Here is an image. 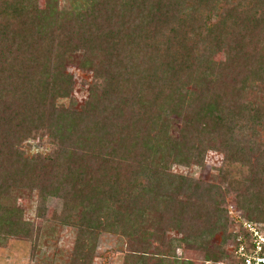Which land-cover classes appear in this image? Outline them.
Returning a JSON list of instances; mask_svg holds the SVG:
<instances>
[{
    "label": "trees",
    "instance_id": "16d2710c",
    "mask_svg": "<svg viewBox=\"0 0 264 264\" xmlns=\"http://www.w3.org/2000/svg\"><path fill=\"white\" fill-rule=\"evenodd\" d=\"M57 7L56 0L41 9L37 0H0V242L35 238L17 201L36 190L64 200L54 226L78 228L72 264H88L93 246L84 239L95 241L103 229L152 237L159 243L152 257L174 254L168 231L182 240L208 234L200 226L212 202L200 181L174 169L202 163L210 148L252 165L264 123V0ZM74 64L92 72L80 108ZM172 117L181 123L175 133ZM44 137L49 154H24V142ZM248 203L244 219L264 222V207ZM219 218L208 225L212 233ZM221 228L227 243V220ZM203 240L196 246L208 249ZM229 245L230 258L208 249L213 264H236L235 240ZM135 258L148 259L145 251Z\"/></svg>",
    "mask_w": 264,
    "mask_h": 264
},
{
    "label": "rangeland",
    "instance_id": "374dc122",
    "mask_svg": "<svg viewBox=\"0 0 264 264\" xmlns=\"http://www.w3.org/2000/svg\"><path fill=\"white\" fill-rule=\"evenodd\" d=\"M56 1L60 12L64 9L80 12L90 2V0ZM47 3L48 0H37L39 9L45 8ZM222 58H224V52L216 56V59ZM69 72L73 74L75 81L72 98L77 100L78 108H80L79 106L83 105L88 98L92 72L82 71L76 64L69 66ZM255 83L256 86L262 85L259 81ZM62 102L68 106L70 99ZM173 120L175 129L169 126L170 133H175L176 128L181 126L180 119L172 117ZM258 127L257 134L259 135H256L255 149L251 151L252 165L227 161L223 152L210 148L206 151L202 163L195 161L187 168L181 166L174 169L192 178L194 182L200 181L202 189L205 187L209 191L212 202L205 204L210 214L205 221L203 220V228L200 226L202 232L208 229V234L205 232L204 235H195L193 239L182 240L183 233L170 230L167 238L173 240L174 254L152 257L154 247L159 246V243L152 237L144 236L142 240L140 237L138 239L131 237L127 231L121 233L120 230L103 229L95 234L97 236L95 241L92 238L84 239L88 246H93L89 252L88 264H140L141 259L135 258V254H143V251L148 258L142 260L144 264H155L158 259H161L159 264H185L187 262L213 264L214 261L208 258V249L216 256L224 253L227 256L231 252L228 247L230 240L234 239L236 244V234L240 230L237 216L244 218L241 213L243 203L253 202L254 206L264 207V123ZM48 139L44 137L40 140L32 139L24 142L22 145L24 154L26 156L49 154L52 145ZM249 188H251L249 191L251 193H247ZM63 204L64 200L57 195L49 194L42 198L36 190L30 197L20 198L17 206L19 205L24 210L23 219L30 225V232L34 233L35 238L29 239L25 234L8 235L0 242V264H72L73 259L76 258L75 245L78 228L74 227L73 223L65 221H58L56 226L53 225L57 219L56 216L62 211ZM41 208L43 212H40ZM205 215L208 214L205 213ZM216 215L220 218L213 224H217L218 228L215 233H212L208 225L216 218ZM226 220L229 224L227 231L229 241L224 243L222 239L225 233L221 227ZM143 227L149 231L148 222ZM202 238H204L203 242H208V244L204 243L208 245V249L196 246L195 242H199ZM146 242L149 244H145ZM228 256L230 258V254ZM220 264L227 263L222 261Z\"/></svg>",
    "mask_w": 264,
    "mask_h": 264
},
{
    "label": "built area",
    "instance_id": "2783aa9c",
    "mask_svg": "<svg viewBox=\"0 0 264 264\" xmlns=\"http://www.w3.org/2000/svg\"><path fill=\"white\" fill-rule=\"evenodd\" d=\"M240 225L236 236V264H264V222L237 216Z\"/></svg>",
    "mask_w": 264,
    "mask_h": 264
}]
</instances>
